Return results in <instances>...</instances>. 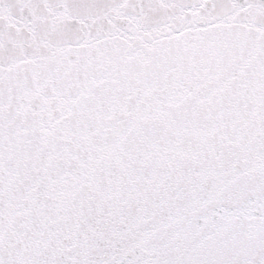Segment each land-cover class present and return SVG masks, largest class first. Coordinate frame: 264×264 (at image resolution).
Instances as JSON below:
<instances>
[{"label":"snow or ice","instance_id":"6c2138e0","mask_svg":"<svg viewBox=\"0 0 264 264\" xmlns=\"http://www.w3.org/2000/svg\"><path fill=\"white\" fill-rule=\"evenodd\" d=\"M0 264H264V0H0Z\"/></svg>","mask_w":264,"mask_h":264}]
</instances>
